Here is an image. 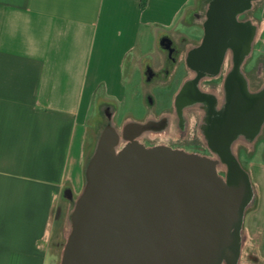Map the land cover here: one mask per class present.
Masks as SVG:
<instances>
[{
  "label": "crops",
  "instance_id": "crops-1",
  "mask_svg": "<svg viewBox=\"0 0 264 264\" xmlns=\"http://www.w3.org/2000/svg\"><path fill=\"white\" fill-rule=\"evenodd\" d=\"M201 2L0 0V264H57L62 206L84 183L92 103H123L135 72L165 69L162 39L187 38L178 27ZM248 175L255 202L243 230L264 264V166Z\"/></svg>",
  "mask_w": 264,
  "mask_h": 264
},
{
  "label": "water",
  "instance_id": "water-1",
  "mask_svg": "<svg viewBox=\"0 0 264 264\" xmlns=\"http://www.w3.org/2000/svg\"><path fill=\"white\" fill-rule=\"evenodd\" d=\"M260 1L209 0L215 32L232 34L238 18ZM251 29L256 33L258 26ZM216 48L222 68L229 48L223 41ZM251 52L248 43L234 67L242 68ZM235 110L213 125L219 142L210 155L163 143L146 147L144 139L165 140L152 133L154 120L126 119L118 129L110 113L85 163L82 190L67 210L59 264H239L255 190L237 150L252 148L264 116L247 136Z\"/></svg>",
  "mask_w": 264,
  "mask_h": 264
},
{
  "label": "flooded vegetation",
  "instance_id": "flooded-vegetation-1",
  "mask_svg": "<svg viewBox=\"0 0 264 264\" xmlns=\"http://www.w3.org/2000/svg\"><path fill=\"white\" fill-rule=\"evenodd\" d=\"M208 1L202 0L198 11L193 15V22L203 29L201 38L196 42L183 41L181 48L167 38L161 41L169 60L175 62L176 57L181 55L185 74L181 77L182 81L169 110H164L156 118L151 114L145 118L144 121L155 122L152 133L165 138L154 141L144 139L146 147L163 143L171 149L185 151L178 146L196 140V150L188 153L210 155L214 151L213 143L219 142L213 125L225 121V118L229 119L230 108L236 109L232 116L240 124L241 132L247 136L255 133L256 124L264 116V74L258 67L255 74L258 84L252 87L243 67H234L245 46L252 43V48L254 47L257 32L253 33L251 29L255 25L253 17L249 15L250 12L240 16L236 26L232 28V34L218 35L214 30V22L210 19V8L206 6ZM219 41H223L229 48L227 65L224 62L222 68H218L219 56L216 51ZM228 61L232 62L231 66ZM202 62L204 65L200 68L199 64ZM147 98L150 103V97ZM110 113H113L114 118V111L109 106L101 108L104 119L101 126ZM243 146L241 144L238 148Z\"/></svg>",
  "mask_w": 264,
  "mask_h": 264
},
{
  "label": "rangeland",
  "instance_id": "rangeland-1",
  "mask_svg": "<svg viewBox=\"0 0 264 264\" xmlns=\"http://www.w3.org/2000/svg\"><path fill=\"white\" fill-rule=\"evenodd\" d=\"M263 7L264 0H261L255 5L254 10L249 14L253 17L254 24L257 26L258 22L256 20L260 21L264 19ZM186 23L187 24L178 27L179 32L187 37L178 43L177 47L180 48L183 45V41L191 40L192 42H196L203 35V29L199 25L194 24L192 19L187 20ZM162 50L164 51V58L162 61L164 64H166L165 69H153L141 74L135 72L132 75L131 84L127 85L126 87L128 95L123 103H92L86 120L87 136L85 140V148L87 150V159L93 151L97 131L104 121L101 114L102 107L109 106L114 111L113 123L118 129H120L122 123L126 119H130L135 122H142L145 120L148 114H151L154 118H156L164 110H169V106L171 107L172 104L173 96L178 89L177 87L182 81L181 77L185 74V66L184 63H182L181 55L177 56L175 62L171 63L167 58L166 51L163 48ZM260 56L264 57V32L262 33V36H260L258 44L253 48L250 58L243 66V71L249 78L252 87L257 84L255 74L258 69L257 59ZM261 73L264 74V70H261ZM137 86L140 88L139 95L133 92V89ZM147 96L150 97L151 103H148L149 101ZM170 146L174 147L173 145ZM197 146V141L192 140L186 145L178 147H182L185 152L188 153L196 150ZM251 149L252 148H250V150ZM237 155L240 165L249 174L253 170V165L258 164L264 166V136L260 135L258 137L255 143L254 151L251 150L249 152L246 148L239 147L237 150ZM72 200L73 199H70L69 203H66L62 206L63 208L67 206L66 212L64 211L65 216ZM64 220L65 217L63 219L62 234L61 237H59L60 245L59 247L57 246L56 249L57 264H59L60 253L65 243ZM239 264H256L254 259V248L246 242V238L245 244L241 250Z\"/></svg>",
  "mask_w": 264,
  "mask_h": 264
},
{
  "label": "trees",
  "instance_id": "trees-1",
  "mask_svg": "<svg viewBox=\"0 0 264 264\" xmlns=\"http://www.w3.org/2000/svg\"><path fill=\"white\" fill-rule=\"evenodd\" d=\"M220 175H223L222 173H220Z\"/></svg>",
  "mask_w": 264,
  "mask_h": 264
}]
</instances>
